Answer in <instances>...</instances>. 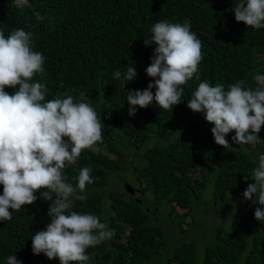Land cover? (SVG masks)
<instances>
[{
  "label": "trees",
  "instance_id": "trees-1",
  "mask_svg": "<svg viewBox=\"0 0 264 264\" xmlns=\"http://www.w3.org/2000/svg\"><path fill=\"white\" fill-rule=\"evenodd\" d=\"M30 2L45 17L42 22H36L31 9L21 12L11 0H0V25L6 34L21 27L32 31L34 50L46 58V76L37 75L34 82L46 83L47 99L67 93L91 104L105 126L102 142L83 150L78 162L65 170V179L75 184L80 168H91L94 183L87 186V199L75 200L72 210L98 215L115 230L110 241L88 249L90 264H264V223L256 227L252 215L236 207L199 233L204 240L183 227L188 219L196 224L199 212L210 209L215 216L222 204L227 207L228 198L242 196L244 175H251L254 153H264V144H233L235 151L217 146L212 125L186 107L199 83L195 79L184 88L185 101L172 112L160 110L153 101L129 116L126 100L128 91L153 82L145 69L155 45L146 47L143 39L150 37L154 23L190 21L203 42L201 80L226 88L241 79L254 86L252 74H264V29L237 23L231 11L234 0ZM131 63L137 76L127 83L123 76ZM116 70L121 79L114 77ZM234 134L228 135L229 142ZM258 136L264 141V125ZM133 151L137 163L132 162ZM126 176L139 189L124 181ZM125 183L134 188L133 195L125 191ZM36 195L33 205L0 221V264L11 254L22 264H59L31 252V236L50 222V201ZM170 239L175 243L169 246Z\"/></svg>",
  "mask_w": 264,
  "mask_h": 264
},
{
  "label": "clouds",
  "instance_id": "clouds-1",
  "mask_svg": "<svg viewBox=\"0 0 264 264\" xmlns=\"http://www.w3.org/2000/svg\"><path fill=\"white\" fill-rule=\"evenodd\" d=\"M11 4L21 12L31 9L37 23L45 19L30 0H11ZM231 11L237 23L264 29V0H234ZM191 28L188 20H162L152 25L150 37L143 41L146 47L155 45L145 69L153 82L143 90L127 92L129 116L153 101L160 110L172 112L185 101L184 88L195 79L199 83L186 107L202 114L212 125L217 146L235 151L233 144H264L258 136L264 125V74H252L254 86L244 79L227 88L223 83L213 86L201 80L198 66L203 59V42ZM45 59L43 53L34 50L32 31L21 27L6 34L0 25V221H9L13 212L33 205L39 193L40 199L50 201V222L31 236L32 254L57 259L59 264H90L93 256L88 249L110 241L115 230L98 215L72 210L75 200L87 199V186L94 183L91 168H80L75 184L65 179V170L78 162L83 150L102 142L105 126L91 104L77 102L72 95L47 99L46 83L34 82L37 75L46 76ZM113 75L121 79L119 70ZM136 76L131 63L123 79L129 83ZM7 88L14 91L10 94ZM233 132L229 142L227 137ZM255 160L251 175H244L247 187L242 196L259 205L254 219L264 223V153L259 152ZM6 264L22 262L11 254Z\"/></svg>",
  "mask_w": 264,
  "mask_h": 264
},
{
  "label": "rangeland",
  "instance_id": "rangeland-1",
  "mask_svg": "<svg viewBox=\"0 0 264 264\" xmlns=\"http://www.w3.org/2000/svg\"><path fill=\"white\" fill-rule=\"evenodd\" d=\"M96 149H98V148L96 147ZM259 152H260V150L256 151L254 153V156L256 157ZM112 157L115 158L114 156H112ZM138 161H139L138 154L135 151H133L132 152V162L133 163H137ZM130 177L126 176V179L124 181L129 183L132 187L139 189V187L137 185L133 184V181L131 180ZM120 182H116V187H118L119 190L122 189V186L120 185ZM227 200H230V202H228V204H227V207L224 206V204H222V206L220 208H217L219 212L217 214H215V216L210 215L208 213L210 211V209H207L204 214H201L199 212V214H198V216H197V218L195 220L196 224L192 225L191 224L192 223V219H188L187 221L184 222L186 224H184L183 227L187 231L191 232V236L195 237L197 240H204L202 235H200L199 233L204 231V229L206 227L212 226L213 223L220 222V220L223 217L225 218L227 215H229L232 212L229 209L230 208H234V207H236V209L238 211H240V212L248 213L249 215L251 214L252 217H253L252 219H250L251 223L255 224L256 227H258V226L263 224V223L258 222V221H256L254 219V211H255L256 207H259L258 204H254L251 200L250 201L249 200L245 201L243 199V196H240V197H237V198H234V199H229L228 198ZM225 203H227V202H225ZM146 208L152 209V207H149V205ZM197 222H201V223H197ZM174 243H175L174 239H170L169 240V246L173 245Z\"/></svg>",
  "mask_w": 264,
  "mask_h": 264
},
{
  "label": "water",
  "instance_id": "water-1",
  "mask_svg": "<svg viewBox=\"0 0 264 264\" xmlns=\"http://www.w3.org/2000/svg\"><path fill=\"white\" fill-rule=\"evenodd\" d=\"M123 187L125 191L129 193L130 195H133L135 193L134 188H132L129 184L125 183Z\"/></svg>",
  "mask_w": 264,
  "mask_h": 264
}]
</instances>
